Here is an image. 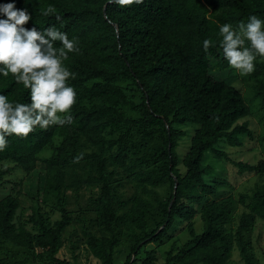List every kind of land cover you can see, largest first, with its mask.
Returning a JSON list of instances; mask_svg holds the SVG:
<instances>
[{"label":"trees","instance_id":"obj_1","mask_svg":"<svg viewBox=\"0 0 264 264\" xmlns=\"http://www.w3.org/2000/svg\"><path fill=\"white\" fill-rule=\"evenodd\" d=\"M49 6L54 13L43 15ZM17 7H25L24 0H17ZM27 7L33 16L27 27L34 22L41 29L51 24L70 39L77 38L79 51L69 53L64 61L75 74L69 83L77 91V103L71 109V124L37 128L26 138L12 135L0 151V162L13 161L26 173L44 163L45 189L56 195L61 212L52 225L44 213L43 221L33 217L38 227L35 235L20 220L18 200L9 195L0 201L2 238L30 250L45 264L59 263L56 255L73 221L66 197L87 193L94 216L79 220L89 250L102 264H114L121 233L135 239L124 262L133 264L138 260L133 256L143 246L161 243L181 221L187 222L191 239L177 253L168 251L163 264H228L235 245L244 264H264L249 237L257 219L264 220V188L253 194L250 211L243 213L233 233L226 225L234 202L219 200L227 184L223 173L231 161L226 146L241 145L244 134L253 136L249 123L242 121L251 106L239 86L252 88L264 124V58L257 57L248 82L247 76L227 77L225 71L218 74L212 69L214 61L225 60L219 25L239 28L250 15L264 18V0H143L123 6L109 0H28ZM205 39L215 41V46L205 51ZM122 81L136 85L141 101L128 96ZM0 91L28 102V90L11 75L0 78ZM127 107L140 116H128ZM185 137H191V142L181 157L178 149ZM82 139L94 150L86 151ZM261 141L264 144V135ZM111 158L123 168L120 173L108 170ZM231 162L240 171H264V160ZM121 173L132 177L146 195L170 181V195L159 202L162 217L156 228H148L152 203L146 197L121 199L119 188L126 177ZM67 178L74 179L69 183ZM129 203L130 208L120 213L117 207ZM90 206L81 205L79 211L91 210ZM197 214L204 222L199 230L194 221ZM154 256L151 252L148 258ZM150 259L142 264H151Z\"/></svg>","mask_w":264,"mask_h":264},{"label":"rangeland","instance_id":"obj_2","mask_svg":"<svg viewBox=\"0 0 264 264\" xmlns=\"http://www.w3.org/2000/svg\"><path fill=\"white\" fill-rule=\"evenodd\" d=\"M212 69L218 74H222L225 71L224 73H226L225 76L227 77L231 76L233 73H236L240 79L247 76L240 75L236 69H233L228 65L226 60L223 62L219 61V59L214 61ZM239 78L238 81H240ZM246 79L248 82L249 77L247 76ZM120 85L129 97H132L136 102L141 101L140 92L135 84H132L130 81H122L120 82ZM239 87L242 91L244 89V94L251 106L249 115L242 121H247L249 123V127L253 130V136L244 134L241 145L235 147L226 146L225 151L228 153L231 161L259 164L264 160V144L261 141V136L264 135V124L260 118L261 111L259 108L255 107L252 88L247 84L245 88L244 86ZM125 112L131 117L140 116L139 113L132 111L129 107L125 108ZM82 142L83 148L86 151L94 150L93 147L85 144L84 139H82ZM190 142L191 137L182 138L180 141L178 151L181 157L187 152ZM49 153L50 151L44 152L43 155H48ZM231 161H228L226 164V171L223 173V176L227 179V184L223 186V190L219 194V200L232 199L234 202V211L231 215V220L226 225L228 231L233 233L238 227L243 213L250 211L248 204L251 202L253 194L258 189L264 188V171H240V169ZM107 166L109 171L116 169L117 173H120L123 170L121 166L114 164L112 158L109 159ZM180 167L184 170L182 163L180 164ZM2 171L3 176L0 178V201L9 195L14 196L18 200L20 220L30 232L35 235L38 233V227L32 221L33 217L40 220L44 213L48 216L50 225L61 218V212L59 211L56 202V195L47 192L45 189L46 169L44 163L39 162L32 172L26 173L22 168L17 166L15 162L3 161L0 162V172ZM71 179L73 180L74 178H69V183L72 181ZM205 179L210 184H213L211 176H206ZM89 183L94 182L90 181ZM122 183L123 185L119 188V194L122 200H131L134 196H143L152 203L148 216V228L149 230L156 228L158 221L162 217L159 202L170 195V181L166 180L158 187H153V192L147 195L142 193L141 188L136 185L132 177H124ZM69 191L70 189L67 190V192ZM66 198L68 200V210L71 211L73 221L63 234V244L56 255L59 259V263L56 264H102L100 259L96 258L89 250L86 243V237L82 232L81 221L79 220L83 216L93 218V204L88 202L87 193H84L81 198H77L76 195L71 193L68 194ZM202 204L204 205V203ZM81 205H83V208H87L91 205V210L80 212L79 209L81 208ZM130 206L131 204L129 203L126 207L122 208L118 206L117 208L120 213H122L129 209ZM194 221L197 230L201 229L204 222L200 218V214H197ZM186 226L187 222L181 221L178 226L171 230L170 235L164 236L161 243L151 242L143 246L140 252L133 256V258L136 256L138 259L134 261L133 264H142V260L150 259L148 257L151 252L155 253V258H153V260L150 259V263L163 264L166 261L168 251H172L173 254L177 253L180 249L185 247L186 243L191 239V235ZM118 237H120V244L115 249L114 264H124L131 252V247L135 244V239L126 235V232L121 233ZM249 237L251 238L252 250L256 253L261 262L264 263V220L257 219ZM0 264L45 263L39 261L30 250L13 246L10 242L5 241L0 234ZM228 264H244V259L237 245L234 246Z\"/></svg>","mask_w":264,"mask_h":264},{"label":"clouds","instance_id":"obj_3","mask_svg":"<svg viewBox=\"0 0 264 264\" xmlns=\"http://www.w3.org/2000/svg\"><path fill=\"white\" fill-rule=\"evenodd\" d=\"M134 2L143 0H109L121 6ZM24 3L25 7H17V0L0 3V78L11 75L28 90V102L10 99L0 91V151L6 149L12 135L26 138L37 128L71 124V109L77 103V91L69 83L75 74L64 63L69 53L79 51L77 38L70 39L67 32L51 24L44 29L35 22L27 27L33 16L28 0ZM50 13H54L51 6L43 11L46 16ZM218 36L224 59L242 76L255 70L258 56L264 58V18L258 15H250L238 29L230 23L220 24ZM210 46L215 41L205 39V51Z\"/></svg>","mask_w":264,"mask_h":264}]
</instances>
